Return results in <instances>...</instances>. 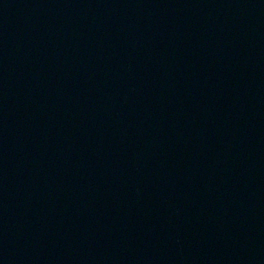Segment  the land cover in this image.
<instances>
[{
	"label": "water",
	"instance_id": "1",
	"mask_svg": "<svg viewBox=\"0 0 264 264\" xmlns=\"http://www.w3.org/2000/svg\"><path fill=\"white\" fill-rule=\"evenodd\" d=\"M0 264H264V0H0Z\"/></svg>",
	"mask_w": 264,
	"mask_h": 264
}]
</instances>
